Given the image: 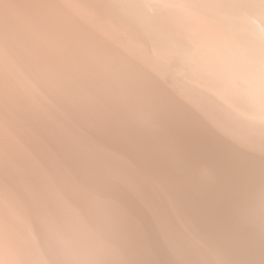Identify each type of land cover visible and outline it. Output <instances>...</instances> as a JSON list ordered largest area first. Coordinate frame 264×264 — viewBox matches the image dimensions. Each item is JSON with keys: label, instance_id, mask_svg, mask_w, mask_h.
<instances>
[{"label": "bare ground", "instance_id": "obj_1", "mask_svg": "<svg viewBox=\"0 0 264 264\" xmlns=\"http://www.w3.org/2000/svg\"><path fill=\"white\" fill-rule=\"evenodd\" d=\"M0 264H264V0H0Z\"/></svg>", "mask_w": 264, "mask_h": 264}]
</instances>
